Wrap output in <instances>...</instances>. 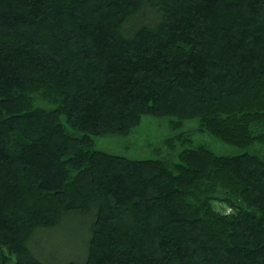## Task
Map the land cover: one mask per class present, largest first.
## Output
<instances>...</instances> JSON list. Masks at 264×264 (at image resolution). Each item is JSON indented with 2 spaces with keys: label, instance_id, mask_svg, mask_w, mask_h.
<instances>
[{
  "label": "trees",
  "instance_id": "trees-1",
  "mask_svg": "<svg viewBox=\"0 0 264 264\" xmlns=\"http://www.w3.org/2000/svg\"><path fill=\"white\" fill-rule=\"evenodd\" d=\"M143 115L169 157L95 147ZM0 264H264V0H0Z\"/></svg>",
  "mask_w": 264,
  "mask_h": 264
},
{
  "label": "rangeland",
  "instance_id": "rangeland-1",
  "mask_svg": "<svg viewBox=\"0 0 264 264\" xmlns=\"http://www.w3.org/2000/svg\"><path fill=\"white\" fill-rule=\"evenodd\" d=\"M197 121L185 122L184 129L190 131V143L181 146L204 144L216 154H235L239 149L215 138L214 136L198 131ZM170 118L143 115L140 124L130 131L128 135L108 134L95 136V147L113 154L123 155L134 159L169 157L165 151L164 140L172 135ZM180 146L177 147L179 149ZM175 160L174 157H171ZM219 210H227L226 206L215 203ZM228 211V210H227ZM38 233V232H37ZM85 242V228L83 224L70 219L63 221L49 232H40L34 245L37 253L45 257L53 255L56 259L64 261L81 257ZM59 258H58V257Z\"/></svg>",
  "mask_w": 264,
  "mask_h": 264
}]
</instances>
